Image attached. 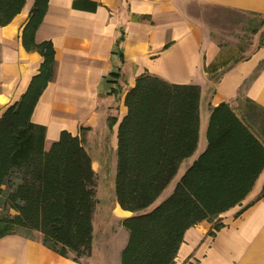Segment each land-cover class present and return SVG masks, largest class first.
Listing matches in <instances>:
<instances>
[{"label":"trees","instance_id":"1","mask_svg":"<svg viewBox=\"0 0 264 264\" xmlns=\"http://www.w3.org/2000/svg\"><path fill=\"white\" fill-rule=\"evenodd\" d=\"M26 1L0 0V27ZM47 4L32 0L20 35L25 51L41 58L37 72L0 114V237L37 232L47 248L79 262L91 255L93 241L96 174L90 155L81 139L65 130L45 148V127L31 121L54 75L51 42L34 39ZM199 98L197 84L170 83L148 73L136 76L125 92L114 197L129 215L120 220L127 238L119 264H173L184 232L206 220L213 235L222 226L218 216L240 204L264 170V143L222 102L209 111L203 150L172 192L150 208L197 147ZM251 105L252 113L259 108Z\"/></svg>","mask_w":264,"mask_h":264},{"label":"crops","instance_id":"2","mask_svg":"<svg viewBox=\"0 0 264 264\" xmlns=\"http://www.w3.org/2000/svg\"><path fill=\"white\" fill-rule=\"evenodd\" d=\"M190 1L48 0L34 39L51 42L54 75L31 114L32 122L45 127V148L65 130L81 139L93 170L104 150L111 163L117 126L126 112L125 92L142 73L199 85V128L202 116L208 118L210 109L222 102L252 127L251 104L264 110V44L235 59L242 53L237 44L208 40L188 13ZM192 1L264 15V0ZM31 5L27 0L0 27V114L19 98L41 62L37 52L25 51L20 39ZM263 189L264 170L241 203L218 216L222 226L213 235L206 220L184 232L175 263L264 264ZM33 234L0 237V264H86L61 256L42 244L39 233Z\"/></svg>","mask_w":264,"mask_h":264},{"label":"rangeland","instance_id":"3","mask_svg":"<svg viewBox=\"0 0 264 264\" xmlns=\"http://www.w3.org/2000/svg\"><path fill=\"white\" fill-rule=\"evenodd\" d=\"M188 13L193 20L201 25L204 36L208 40L214 41L220 46L236 43L240 51H242L237 56L238 58H241V56L242 58L245 57L256 46L264 44V15L241 12L216 4H200L192 0L188 4ZM254 109V115L252 114L251 118L254 117L256 120L249 121V124H251L252 130L257 135L260 134V138L264 142V112L259 108ZM202 118L198 144L192 155L194 158L205 146L207 117L204 115ZM100 155L101 160L94 161L96 205L93 215L91 255L89 257H80L79 261L86 264H117L120 251L127 238V233L120 225V220L124 216H128L129 213L120 209L115 201V159L113 158L110 163V155L105 150L100 152ZM186 167L185 164L179 166L174 178L150 208L172 192ZM21 233L33 237L36 235L25 231H21ZM0 249L3 250V248ZM6 249V252L18 251V249L13 248ZM192 262L186 259L179 264H195ZM173 264L177 263L174 261Z\"/></svg>","mask_w":264,"mask_h":264}]
</instances>
